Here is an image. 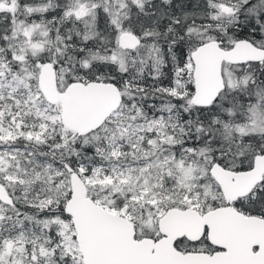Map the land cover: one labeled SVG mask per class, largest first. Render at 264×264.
I'll return each instance as SVG.
<instances>
[{
  "label": "snow or ice",
  "instance_id": "snow-or-ice-1",
  "mask_svg": "<svg viewBox=\"0 0 264 264\" xmlns=\"http://www.w3.org/2000/svg\"><path fill=\"white\" fill-rule=\"evenodd\" d=\"M0 264H264V0H0Z\"/></svg>",
  "mask_w": 264,
  "mask_h": 264
}]
</instances>
